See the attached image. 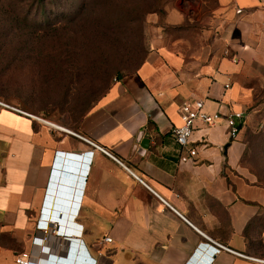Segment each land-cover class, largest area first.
Listing matches in <instances>:
<instances>
[{
	"label": "crops",
	"instance_id": "1",
	"mask_svg": "<svg viewBox=\"0 0 264 264\" xmlns=\"http://www.w3.org/2000/svg\"><path fill=\"white\" fill-rule=\"evenodd\" d=\"M147 35L144 63L74 126L0 101V264L23 253L36 264H208L203 234L245 256L222 252L212 264H264L246 237L264 221L246 158L264 128V0L181 2L151 15ZM193 100L223 119L199 123L181 150L172 130ZM233 112L244 115L236 138ZM190 149L197 156L180 163ZM60 194L66 220L47 234Z\"/></svg>",
	"mask_w": 264,
	"mask_h": 264
},
{
	"label": "rangeland",
	"instance_id": "2",
	"mask_svg": "<svg viewBox=\"0 0 264 264\" xmlns=\"http://www.w3.org/2000/svg\"><path fill=\"white\" fill-rule=\"evenodd\" d=\"M185 1L189 0H46L47 19L38 9L32 11L33 0H0V101L74 126L77 114L97 100L117 76L137 68L148 50L149 17L156 14L164 18L167 9ZM85 3L100 5V16L110 23H126L121 29L127 34L128 22L136 21L139 32L135 30L128 41L121 39L125 34L117 35V27L110 35L112 41L87 36L78 29L80 23H68L77 19L78 9ZM190 7L189 12L198 16L193 4ZM46 20L52 28L68 24L49 31ZM19 46L26 50L14 60ZM249 142L248 169L264 187V128L250 136ZM263 241V233H250V243ZM250 251L264 260V245Z\"/></svg>",
	"mask_w": 264,
	"mask_h": 264
},
{
	"label": "built area",
	"instance_id": "3",
	"mask_svg": "<svg viewBox=\"0 0 264 264\" xmlns=\"http://www.w3.org/2000/svg\"><path fill=\"white\" fill-rule=\"evenodd\" d=\"M229 52H226V55H228ZM236 62V61H235ZM229 85H226L225 88L229 89ZM0 105L7 106L0 102ZM182 124L180 126H176L172 130V135L175 140V142L178 144L181 150H185L189 147L191 140L193 138V134L197 128V125L199 123L205 125V126H212L215 125L218 121L222 120V116L218 113L211 114L205 110V102L202 100H193V101H186L184 102L179 109ZM26 114V113H25ZM36 118V117H35ZM40 120L39 118H36ZM244 119V115L241 112H233L228 114L225 117V121L230 129V135L232 138H236L240 131V123ZM86 140V139H85ZM88 143L93 145L96 150L103 152L104 154L112 157L117 162L122 164L119 160L114 158L108 151L105 149L95 145L89 140H86ZM197 156V150L196 149H190L189 150V156L186 155H180V163H187L189 161V157H195ZM76 203V201H74ZM168 206H170L167 202H165ZM74 210V208H73ZM48 222L44 225L43 229H45V233L49 234L52 231V228H50V223L55 224V221L53 219V216L51 218H48ZM60 234V231L57 232ZM207 240H209L212 245H207L209 247H205V249L208 250V252L211 254L210 260L208 261V264H212L214 262V258L221 254L222 252H227L231 254H235L241 257H245L237 252H234L230 248L215 242L214 240L207 237L205 234H203ZM113 242V239L110 236H106L103 239V243L111 244ZM57 259V258H56ZM257 261L263 262V260ZM17 264H36L32 261L31 255L29 253H23L20 256L16 258Z\"/></svg>",
	"mask_w": 264,
	"mask_h": 264
},
{
	"label": "trees",
	"instance_id": "4",
	"mask_svg": "<svg viewBox=\"0 0 264 264\" xmlns=\"http://www.w3.org/2000/svg\"><path fill=\"white\" fill-rule=\"evenodd\" d=\"M46 0H33L32 4H31V7H32V11H36L38 9L39 11V14L40 16H46L47 19H48V16L47 15H50V12H47V5L45 3ZM157 1V0H156ZM53 4H56L58 6V2L55 1H52ZM102 7H105L104 4H101ZM99 8H100V5L98 4H95V3H85L83 5H81V7L78 9V17L77 19H71L70 22L68 23H71V24H78L80 23L81 25L78 27L79 30L85 32L87 34V36H92V37H96V38H105L107 40H111L113 39V37L110 35H112L113 33L115 34V32L113 31L116 27H117V30H118V33L117 35L119 34H125V36L123 38H121L123 41L124 40H129L132 35L134 34V31L136 30V32L138 33L139 32V26L138 23L136 21H130L128 22L127 25H129L128 27L130 28V31L129 33L127 34V30L123 31L121 29V26H126V23H120L118 25H116L115 23H110L108 22L107 20H105L102 16H100V12H99ZM32 11H31V14H32ZM9 13V12H8ZM152 13V12H151ZM149 12V14H151ZM4 14L6 15L7 12H4ZM49 24H50V28L48 29L49 31H56L60 26L62 25H67V24H60L59 26H56L54 28H52L53 24H51L48 20H46ZM48 25V24H47ZM15 29V28H14ZM12 29V30H14ZM17 30V28L15 29V31ZM141 32L142 34L144 33L143 29H141ZM11 31V30H9ZM4 41V39H3ZM6 41V40H5ZM112 41V40H111ZM115 41V40H113ZM116 41H119V39H116ZM7 44V43H6ZM118 44V43H116ZM25 46V45H24ZM21 47L19 46L17 48V52H19L18 54H15L16 56L14 57V60L18 59L17 57L19 56V54H21L24 50H26V47ZM29 49V48H28ZM147 54H148V50L145 54V56L141 59V62L139 63V65L137 66V68L127 74V75H130V74H133L137 71V69L144 63L146 57H147ZM9 55H13L12 53H9ZM125 75V76H127ZM124 75L123 76H117L116 80L117 81H120L123 79V77H125ZM111 85H109L102 93L101 95L98 97L97 100H95L94 102H92L91 105H89L88 107H86L85 109H82L81 112L79 114H77V116L75 117V120L77 122H80L89 112L90 110L94 107V105L97 103V101L103 97L109 90ZM241 128V127H240ZM259 186H261L260 184H258ZM263 187V186H261ZM264 188V187H263ZM264 220V219H263ZM257 226V225H256ZM259 226V227H258ZM258 228H261L260 232H262L264 230V221L259 223L258 224ZM255 226L253 227V230H255ZM259 230V229H258ZM253 231L251 229H249L246 233V237L248 236V234L252 233ZM257 233V232H256ZM259 233V232H258ZM250 244V247H249V251L250 249H252V246L253 247H263V243L261 242L260 244L259 243H253V242H249ZM251 252V251H250Z\"/></svg>",
	"mask_w": 264,
	"mask_h": 264
},
{
	"label": "water",
	"instance_id": "5",
	"mask_svg": "<svg viewBox=\"0 0 264 264\" xmlns=\"http://www.w3.org/2000/svg\"><path fill=\"white\" fill-rule=\"evenodd\" d=\"M141 138H142V135H141ZM150 143V140H148V139H146V140H144L143 141V144H142V147L143 148H147V145ZM68 158H70V159H76V157H74V156H69ZM72 165V164H71ZM60 197L61 198H58L57 200H56V205H57V209H59L58 210V212H56V214L53 216V219H54V221L55 222H57L56 224H61V226H62V224L65 222V220H66V210H65V205H67L66 204V202H64V200H63V198L62 197H65V198H67L66 196H64L63 194H60ZM52 226H53V224H51ZM52 226H51V228H52ZM58 231H60V233H62V228H60V230H58ZM57 259H56V262L60 259V256H57L56 257Z\"/></svg>",
	"mask_w": 264,
	"mask_h": 264
}]
</instances>
